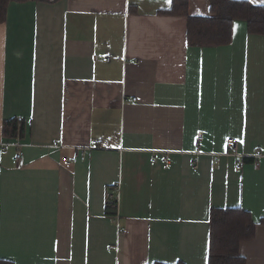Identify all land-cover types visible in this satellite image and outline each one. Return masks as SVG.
<instances>
[{
    "label": "crops",
    "instance_id": "crops-1",
    "mask_svg": "<svg viewBox=\"0 0 264 264\" xmlns=\"http://www.w3.org/2000/svg\"><path fill=\"white\" fill-rule=\"evenodd\" d=\"M187 2L189 16H209L207 0ZM170 4L8 5L0 24V259L207 264L209 211L240 208L256 227L238 253L264 264V36L237 21L230 45L188 47L186 18L158 14ZM11 119L24 121L23 138L2 136ZM92 141L100 149L81 161L79 149ZM116 186L110 218L106 191Z\"/></svg>",
    "mask_w": 264,
    "mask_h": 264
},
{
    "label": "trees",
    "instance_id": "trees-1",
    "mask_svg": "<svg viewBox=\"0 0 264 264\" xmlns=\"http://www.w3.org/2000/svg\"><path fill=\"white\" fill-rule=\"evenodd\" d=\"M29 0H0V24L6 21L11 2ZM47 1V0H45ZM55 1V0H52ZM209 16L188 15L187 0H171L169 9L159 11L163 16L185 17L186 44L188 47L215 48L232 43L233 25L237 21L246 24L249 35L264 36V5L255 6L243 0H207ZM2 136L6 139L23 138L25 123L11 119L2 124ZM112 203H106V216L116 215ZM209 242L207 264H246L239 253V245L254 238L255 227L250 214L240 208L211 209L208 218ZM0 264H13L0 259ZM163 264V263H152ZM176 264H184L177 262Z\"/></svg>",
    "mask_w": 264,
    "mask_h": 264
},
{
    "label": "built area",
    "instance_id": "built-area-1",
    "mask_svg": "<svg viewBox=\"0 0 264 264\" xmlns=\"http://www.w3.org/2000/svg\"><path fill=\"white\" fill-rule=\"evenodd\" d=\"M111 58L112 57L110 55H106L105 57L102 58V61L106 63V62H109L111 60ZM135 100H136L135 98L132 99V101H135ZM201 139H202V136L199 135L198 138H197L198 142H200ZM228 145H230L232 147L234 145V141L232 139H229L228 140ZM96 149H100V147H98V145H97V143L95 141H92L89 147H86L85 149H79V151H80V160L81 161L85 160V154L84 153L86 151H93V150H96ZM235 154H236V151H235ZM21 158H22V155L20 153H18L16 155V160L20 163V165H23V163L21 162ZM152 162H154V160H152ZM66 164L68 165L70 163L67 161ZM240 168H241V165H239L237 167L238 170ZM106 203H112L111 207L113 209L117 210V203H118V187L117 186L109 188L106 191Z\"/></svg>",
    "mask_w": 264,
    "mask_h": 264
}]
</instances>
